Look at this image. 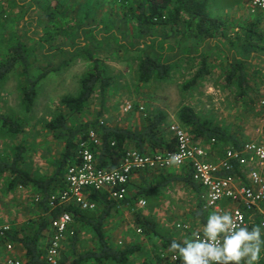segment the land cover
I'll list each match as a JSON object with an SVG mask.
<instances>
[{"label": "rangeland", "instance_id": "374dc122", "mask_svg": "<svg viewBox=\"0 0 264 264\" xmlns=\"http://www.w3.org/2000/svg\"><path fill=\"white\" fill-rule=\"evenodd\" d=\"M130 1L38 0V4L46 6L48 10L53 9L54 18L51 21L45 15L46 12L36 6L37 4L35 9L29 6L23 12L15 10L11 0L0 3V59L8 52L10 45L23 42L32 51L35 61L28 74L20 67L0 85V114L22 119L25 127V132L16 136L6 134L0 127L1 158L10 159L16 151V146L23 142L28 146V152L22 166L32 175L47 178L52 176L56 170L55 161L61 157L65 146L52 131L45 128V121L62 111L63 96L79 92L81 77L92 67L88 58L90 51L108 65V73L116 79L105 93L100 90L94 93L85 113L86 119L100 116V119L114 124L143 126L148 112L163 110L168 114L166 130L173 136L169 126L181 125L179 110L183 105L189 104L200 116L213 120L223 127L230 126L232 130L239 132L243 142L257 140L264 143V111L258 103V99L264 97L262 68L257 65L250 66L251 84L254 82V87L250 90L246 102L237 100L235 86H227L225 82L232 49L226 39L222 41L218 39L223 45L208 46L205 52L209 73L195 85L189 88L185 86L202 69L201 55L181 57L182 59L172 64L171 75L164 80L139 83L136 80L135 69L143 52L137 50L135 39L127 32L131 31V27L128 26L123 12V5L126 6ZM207 1L211 15L218 16L226 22L228 34L234 36L243 26L257 21L258 29L264 37V13L261 11L253 13L246 0ZM26 16L29 17V21L24 20ZM101 25L103 28L98 30ZM107 27L112 30H108ZM90 30L94 32L97 30L95 37L91 39L88 38ZM47 34H51L49 39L46 38ZM123 34H126L124 38L132 39L127 40L128 43L125 42L122 46L119 36ZM98 39L102 42L98 43ZM87 40L91 43L82 44L87 43ZM263 41L261 46H264ZM57 46L64 47L65 52H60L61 49L58 51ZM72 48L73 50L77 48V51L72 53L70 50ZM237 51L241 53L240 50ZM255 55L263 56L264 47ZM66 59L69 63L64 66ZM121 65L123 67H120ZM44 71L48 74L38 84L34 107L31 112H26L22 104L23 85L28 84L29 77L37 78ZM119 72L122 75H118ZM129 103L133 107L144 106L145 109L126 110ZM100 112L103 114L99 115ZM180 168L172 167L170 170L172 172ZM11 180L9 173L0 175V212L13 224L14 229L32 227V221L44 215L39 205L40 196L33 186H12ZM139 180L140 178L135 175L133 182L138 181L137 184H140ZM158 196L155 199L149 197L139 199L146 202L144 205L139 201L134 205L131 202L121 203L113 210L106 225V233L112 243L121 247L128 244L142 246V251L132 257L131 263L138 262L147 255L153 256L157 252L156 258L162 252L154 249V239H146L137 228V213L154 217L164 233H176L181 240L191 238L194 230L203 228L199 220L193 221L190 217V211L199 203L194 190L183 186L182 183H175L162 189ZM178 224H188L191 230L181 229ZM77 226L73 225V230L65 241V250H68L71 237L78 227L80 234L78 250L93 248L95 243L91 229L87 226ZM16 255L24 259V251L19 245Z\"/></svg>", "mask_w": 264, "mask_h": 264}, {"label": "trees", "instance_id": "16d2710c", "mask_svg": "<svg viewBox=\"0 0 264 264\" xmlns=\"http://www.w3.org/2000/svg\"><path fill=\"white\" fill-rule=\"evenodd\" d=\"M31 1L30 7L37 4L38 8L46 12L45 15L50 21L54 18L53 9L48 10L46 6L38 4V0ZM123 12L128 26L131 27V31L127 32L131 33L135 40L150 37L155 27H163L162 42L157 45V40L152 41L149 45L150 50H143L138 60L135 74L139 83L164 80L171 75L173 65L164 59L166 40L181 36L182 39L196 38L197 43L203 44L213 38L221 41L226 39L232 50H240L242 54L239 58L233 57L232 62H229L225 82L227 86H235L237 100L246 102L250 90L254 87V82L251 84L252 72L250 71V66L253 64L247 56L258 53L264 47L261 46V41L264 40L263 33L259 31L257 21L243 26L232 36L228 34L226 22L218 16L211 15L207 0H131L126 6L123 5ZM107 29L112 30L110 27ZM94 31L89 32L88 38L95 37ZM127 32L124 33L127 34ZM126 34H123V38ZM50 36L51 34H47L46 38ZM56 48L64 52V47L57 46ZM206 56V52L202 53L203 67L185 85L187 88L195 85L200 79L206 78V74L209 73ZM88 58L92 67L81 77L79 92L75 95L63 96L62 111L58 112L54 118L45 121V128L52 131L65 146L61 157L55 161L56 170L52 176L49 178L35 176L22 166L28 152V146L23 142L16 146V151L10 159H3L0 156V175L9 173L12 177V186L24 185L36 188L40 196L39 205L44 213L40 218L32 221V227L13 228L9 234L10 240L22 247L24 264H48L42 256L45 245L53 234L51 218L56 217L62 211L71 212L76 225L87 226L91 229L95 246L85 251L78 250L80 234L77 226L68 250L63 248L61 252L59 264H152L157 252L153 256L147 255L138 262L131 263L132 257L142 251V246L128 244L121 247L112 243L106 233V225L113 210L117 209L121 203L131 202L134 205L143 197L158 198L162 189L175 183H182L198 195L199 203L190 211L193 221L199 220V223L204 225L207 216L215 212L212 208H204V201L201 198L202 187L194 181L193 170L189 166H182L172 172L170 169L166 170L170 171L168 173L164 170L138 172L137 177L140 178V184L132 180L129 185V194L122 202H117L105 191L90 190L89 199L96 202L100 210L83 209L76 205L66 208L59 206L54 209L51 207L49 201L51 195L66 187L65 172L77 161L76 147L79 141L87 138L91 129L97 130L101 138L100 144L95 148V156L101 166L107 168L119 166L122 157L130 147L137 148L143 153L160 149L172 150L176 147L175 138L170 136L166 130L168 114L163 110L148 112L143 126L114 124L100 119V116L90 120L85 118L94 93L97 90L105 93L116 79L108 73V65L96 58L91 51L88 52ZM34 62V55L25 43L17 42L10 45L8 52L0 59V85L5 83L8 77L20 67L28 74ZM68 63L69 61L66 60L64 66ZM47 74L44 71L37 78L29 77L28 84L23 85L22 104L26 112L32 111L38 95V84ZM135 109L140 110V107L134 106L133 110ZM102 114L103 112L99 113V115ZM179 121L195 140L204 144L210 143L216 156H222L228 146L239 147L245 143L239 132L232 130L230 126L223 127L213 120L200 116L189 104L180 108ZM0 127L5 130L6 134L12 136L25 132L22 119L10 115L0 114ZM213 139L214 142H212ZM148 177L152 179L149 180ZM136 226L146 239H154L153 247L158 252L170 250L172 240L183 241L176 233H164L158 221L144 213H137ZM259 264H264V253H262Z\"/></svg>", "mask_w": 264, "mask_h": 264}, {"label": "built area", "instance_id": "2783aa9c", "mask_svg": "<svg viewBox=\"0 0 264 264\" xmlns=\"http://www.w3.org/2000/svg\"><path fill=\"white\" fill-rule=\"evenodd\" d=\"M246 1L253 13H264V0ZM258 103L264 111V97ZM132 109L133 105L129 103L126 110ZM144 109V106H140L141 111ZM169 130L176 140L174 149L143 153L130 147L119 166L107 168L101 166L95 156V148L101 138L97 130L91 129L87 138L79 141L76 147L77 161L65 172L66 187L51 195V207L76 205L96 210L97 203L89 199L90 190L105 191L117 202H122L129 194V185L138 172L189 166L193 170L194 181L202 187L201 198L205 208H212L221 214L229 212L239 225L249 229L254 225L264 226V143L252 140L239 147L228 146L222 156H216L210 143L195 140L180 124L170 125ZM139 203L144 205L146 202L140 200ZM74 224L69 211H62L51 218L53 234L42 256L48 264H59L65 241ZM178 227L191 230L188 224H178ZM12 230L13 224L0 212V262L24 264L23 259L16 255L17 245L9 238ZM197 231L201 232L202 237V231L194 230ZM181 262L182 258L177 253L165 250L152 264Z\"/></svg>", "mask_w": 264, "mask_h": 264}, {"label": "clouds", "instance_id": "9594fccd", "mask_svg": "<svg viewBox=\"0 0 264 264\" xmlns=\"http://www.w3.org/2000/svg\"><path fill=\"white\" fill-rule=\"evenodd\" d=\"M170 250L181 264H259L264 253V226H241L229 212L207 216L201 232L182 242L172 240Z\"/></svg>", "mask_w": 264, "mask_h": 264}, {"label": "crops", "instance_id": "0c3cea01", "mask_svg": "<svg viewBox=\"0 0 264 264\" xmlns=\"http://www.w3.org/2000/svg\"><path fill=\"white\" fill-rule=\"evenodd\" d=\"M4 1H6V0H2V1L0 0V3H3ZM8 1L9 0H7V2ZM11 3L15 6V10H19V11L24 12L31 5V0H11ZM31 8L35 9L36 6H31ZM28 19H29V17L26 16L24 20H28ZM101 28H103L102 25L100 26V28L98 30H100ZM96 32H97V30H96ZM96 32H94V33H96ZM162 34H163V27L159 26V27L154 28V33L152 34V36L136 39L135 43H136L137 50H139L141 52H144L143 50H145V49L150 50L149 45L152 43V41H155V40H157V45H159L162 42ZM105 35H107V34H105ZM119 38H120L121 45L124 44L125 42L128 43L127 40L132 39V38H128V37L123 38V35H120ZM101 39H103V37ZM101 39H98L97 42L101 43L102 42V41H100ZM212 41H214V43H212ZM89 43H91V42L90 41H87V43L82 42V44H89ZM104 43L105 42L103 41V44ZM210 45L213 47H218V45L222 46L223 44H220L218 38H213L210 41H205V42H203V44H199V43H197L196 38L182 39L181 36L172 37V38L165 41L166 53L164 55V57H165L164 59L167 60L169 63L174 64L179 59H182L184 57L202 55V53H204L208 49V46H210ZM65 49H67V48H65ZM125 49H128V48H125ZM70 50L72 51V53H75V51H77V48H76V50L75 49L73 50V48ZM232 53H231L232 58L235 56H237L239 58V57H241V54H242V53L239 54V52L236 50H232ZM232 58H230L229 62H232ZM248 60L250 62H252L253 66L257 65V67L262 68L261 72L262 71L264 72V55L260 57V55H255V53H253V54H251V56H248ZM121 63H123V62H121ZM125 64H127V63H125ZM123 66H124V63H123ZM123 66L121 65L120 67H123ZM118 75H122V73L119 72ZM96 209H100L98 207V205H97Z\"/></svg>", "mask_w": 264, "mask_h": 264}]
</instances>
